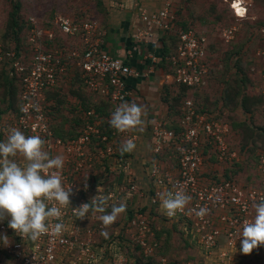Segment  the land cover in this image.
<instances>
[{
	"label": "built area",
	"instance_id": "built-area-1",
	"mask_svg": "<svg viewBox=\"0 0 264 264\" xmlns=\"http://www.w3.org/2000/svg\"><path fill=\"white\" fill-rule=\"evenodd\" d=\"M222 2L237 19L249 17V0ZM139 17L142 24L134 38H144L150 44L156 43L157 30L170 29L175 20L168 5L158 10L143 8ZM30 23L28 62L24 51L4 50L0 41V67L10 75L14 72L20 86L16 108L0 111V141L19 128L26 136L39 135L51 156L62 155L65 163L60 174L64 187L71 188L70 206L61 208L60 220L50 218L49 233L36 240L10 228V217L0 220V264H128L129 251L147 258L160 255L161 264H264V246L244 258L240 256V238H236L242 223L253 214L252 202L264 198V155L258 158L256 184L241 183L229 171L239 156L228 144L229 122L197 107L191 98L183 100L177 114L156 118L144 124L142 131L117 132L108 119L120 103H137L127 79L140 73L124 57L104 49L105 28L93 18L68 15H55L47 27L38 26L33 17ZM257 31L264 36V26ZM234 32V27L224 29L221 36L229 41ZM58 37L65 39L56 47L47 46ZM175 40L173 50H160L169 68V83L191 90L205 88L210 76L206 36L192 26L179 27ZM147 57L154 63L158 56L149 52ZM246 65L264 99V48L256 49ZM73 77L97 96L93 102L101 99L107 108L105 113L93 106L82 110L79 128L69 136L59 135L49 122L44 94L63 81L69 86ZM127 139L136 147L121 155L119 146ZM12 159L24 163L19 156ZM178 190L192 199L183 211L169 218L161 208L160 194ZM96 195L106 200L107 211L113 204L129 207L130 216L115 222V230L124 228L129 249L122 242L110 248L116 243L101 235L107 229L98 219L102 213L90 211L83 220L74 216L73 208ZM48 203L55 205L54 201ZM200 207L209 209L203 218L192 211ZM156 215L182 226L195 249L190 257L168 260L157 253L163 242ZM56 223L64 225L58 236L51 233Z\"/></svg>",
	"mask_w": 264,
	"mask_h": 264
},
{
	"label": "rangeland",
	"instance_id": "rangeland-1",
	"mask_svg": "<svg viewBox=\"0 0 264 264\" xmlns=\"http://www.w3.org/2000/svg\"><path fill=\"white\" fill-rule=\"evenodd\" d=\"M182 1L186 24L206 36L210 76L207 86L201 90L169 83L165 92L169 116L179 112L184 99L191 98L197 107L211 110L229 122L228 144L240 156L233 165L234 175L241 183L254 185L259 179L258 158L264 155V99L258 93L253 73L250 74L246 63L256 49L264 48V36L257 31V26L264 24V0H249V19L234 18L222 0ZM237 9L241 10L239 7ZM100 13V0H0V41L2 47L20 48L25 52L24 61L28 62L31 56L27 42L31 29L30 17L35 19L38 26L47 27L55 15L90 17L99 21ZM231 27H234L235 32L226 41L221 36L222 31ZM63 38H55L57 40L47 46L56 47L60 41H64ZM65 82L45 92L44 106L51 126L69 132L79 128L83 106L88 105L86 101L97 96L85 90L76 77H73L69 86ZM19 93L20 86L14 72L10 75L7 70L0 68V111L15 109ZM127 209L129 207H126L116 222L130 216ZM157 219V225L162 230L160 243L163 242L157 253H163L168 260L173 256L190 257L195 249L187 240L188 236L182 231V226L171 220ZM115 224L106 229V240L113 238V243H116L110 244V248L122 242L129 249L124 228L115 230ZM129 252L128 264L159 263L160 255L147 258L140 252ZM240 256L247 257L242 252Z\"/></svg>",
	"mask_w": 264,
	"mask_h": 264
},
{
	"label": "clouds",
	"instance_id": "clouds-1",
	"mask_svg": "<svg viewBox=\"0 0 264 264\" xmlns=\"http://www.w3.org/2000/svg\"><path fill=\"white\" fill-rule=\"evenodd\" d=\"M146 110L136 102L124 101L111 112L108 124L117 132L129 130L142 131ZM45 141L39 135L26 136L19 128H13L5 141H0V220L8 219V226L20 236L32 240L48 234L47 221L60 220L61 208L70 206L71 188H65L60 171L64 167L62 155L51 156L45 150ZM136 147L132 139L125 140L119 146L121 155L132 152ZM21 157L23 164L15 157ZM56 170V171H50ZM161 208L166 216L174 217L183 211L192 197L183 190L160 194ZM55 205L49 206L48 202ZM106 200L99 195L93 196L88 203L73 208L74 216L83 220L90 211L102 213L98 217L103 229L113 225L126 211V203L113 204L111 210L104 207ZM253 214L245 220L237 232L240 238V251L249 254L254 248L264 246V198L252 202ZM195 215L203 218L209 211L200 207L193 209ZM63 223H56L51 228L53 235H60ZM101 235L107 238L108 232Z\"/></svg>",
	"mask_w": 264,
	"mask_h": 264
},
{
	"label": "crops",
	"instance_id": "crops-1",
	"mask_svg": "<svg viewBox=\"0 0 264 264\" xmlns=\"http://www.w3.org/2000/svg\"><path fill=\"white\" fill-rule=\"evenodd\" d=\"M168 5L175 20L168 30H157L156 43L150 44L144 38H134L140 26L141 9L158 10ZM99 23L105 28L104 49L115 56L124 57L140 75L131 76L127 82L134 90L137 103L143 105L145 125L156 118L169 117V105L165 97L169 79V68L160 57V50L175 42V33L181 23H186L182 0H100ZM249 9V8H248ZM249 14V12H248ZM246 19H249L246 18ZM149 52L156 53L157 61L151 62ZM143 143V142H142Z\"/></svg>",
	"mask_w": 264,
	"mask_h": 264
},
{
	"label": "trees",
	"instance_id": "trees-1",
	"mask_svg": "<svg viewBox=\"0 0 264 264\" xmlns=\"http://www.w3.org/2000/svg\"><path fill=\"white\" fill-rule=\"evenodd\" d=\"M225 6H226V8H228V11L233 15V13L231 12V10L229 9V7L227 6V4L225 3ZM234 16V15H233ZM234 18H236L235 16H234ZM237 19V18H236ZM180 27H188V26H192V25H190V24H186V23H181L180 25H179ZM261 26H264V24H262V25H258L257 27H261ZM193 27V26H192ZM195 28V27H194ZM261 35V34H260ZM262 36V35H261ZM175 43H176V40H175V42L174 43H172V45H166L165 46V48L164 49H162L163 51H167V49L169 50H173V48L175 47ZM3 49L4 50H10L9 48H5L4 46H3ZM251 60H253V54L251 55V57L247 60V61H251ZM246 61V62H247ZM2 70H5L4 69V67H0ZM246 68L249 70V72H250V69H249V67L246 65ZM6 74V73H5ZM209 82V81H208ZM86 103H88V105H84L83 106V110H85V109H87V108H89V107H91V106H93V107H95L96 108V110H97V112H99L100 113V111L101 112H103L104 111V113H105V108H107V106H106V104L101 100V99H99L97 102H93L92 100H90V99H88L87 101H86ZM80 119V118H79ZM80 123V122H79ZM53 129L59 134V135H65V136H69V135H71L73 132H75V130H73V131H69V132H63V131H60V130H58V129H56V128H54L53 127ZM235 164V163H234ZM233 164V165H234ZM229 171H232V172H234L233 171V166L229 169ZM162 231V230H161ZM161 231H160V233L158 232V235L160 236V234H161Z\"/></svg>",
	"mask_w": 264,
	"mask_h": 264
},
{
	"label": "bare ground",
	"instance_id": "bare-ground-1",
	"mask_svg": "<svg viewBox=\"0 0 264 264\" xmlns=\"http://www.w3.org/2000/svg\"><path fill=\"white\" fill-rule=\"evenodd\" d=\"M239 7V6H238ZM240 8V7H239ZM241 9V8H240ZM239 10V9H238ZM240 11V10H239Z\"/></svg>",
	"mask_w": 264,
	"mask_h": 264
}]
</instances>
